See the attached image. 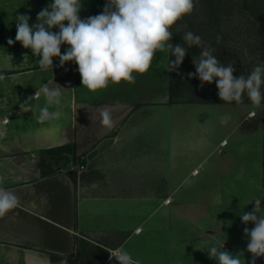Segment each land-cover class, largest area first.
Returning a JSON list of instances; mask_svg holds the SVG:
<instances>
[{
	"label": "crops",
	"instance_id": "crops-1",
	"mask_svg": "<svg viewBox=\"0 0 264 264\" xmlns=\"http://www.w3.org/2000/svg\"><path fill=\"white\" fill-rule=\"evenodd\" d=\"M52 2L0 0V74L5 77L0 80V177H3L0 186L19 198L18 206L0 217V264H71L67 256H73L82 243L95 249L100 264H118L110 259L109 251L120 247L146 264L129 250L136 246L138 238L133 236L142 234L143 227L140 223L133 225L136 219L132 220L129 215L119 216L121 212L112 211L111 205L114 201L151 197L152 193L146 191L144 185L150 175L161 182L169 180L171 174L167 167L171 157L165 151L166 146L153 143V135H158L166 145L167 138L161 135L166 125L162 128L160 122H164L167 106L198 103L170 101V50L157 52L147 73H134L135 83H109L95 92L82 86L74 61L64 64L71 66L69 71L63 70L58 57L53 58L52 68L40 67L39 57L15 42V18L22 14L30 16L31 27L37 23V14ZM81 2V19L101 14L106 4V0ZM9 38L14 41L12 45L7 43ZM68 48L67 44L61 45V54ZM49 81H53L49 87L57 84L63 87L59 105H47L43 95L39 101L29 100ZM250 102H209L220 110L216 108L209 115L205 112L207 121L199 120L200 111L192 110L193 123L197 126L194 124L183 138L185 144L175 152L179 160L172 163L179 173L177 181L191 180L193 184L212 178L218 182L225 177L222 176L221 167L225 165L222 159L240 165L235 151L239 148L248 158L240 167H246L251 173L250 178L258 188L257 197L261 198L264 192V105L258 116V112L250 108ZM45 106L49 111L61 112V116L38 122L39 109ZM104 109L112 114L111 128L100 123V112ZM224 115L231 116L227 125L220 123ZM153 117H159L158 125ZM152 122L156 123L154 127ZM179 133L183 137L184 131ZM66 145H72V151L67 153V148L62 149L58 155L65 157L60 160L51 152H43ZM188 147L191 153L185 156L183 153ZM247 152L253 157L250 161ZM214 155L218 158L212 169ZM42 156L53 162L59 160L58 165H53V173L43 175ZM207 168L211 176L205 177ZM253 196L250 193V197ZM163 198V203L167 204L165 199L171 196L167 194ZM251 202L249 200L248 204ZM203 210L191 207L188 213L194 219ZM149 215L141 217V221L146 223ZM137 227L141 230L137 231ZM221 228L206 224L207 239L199 238H203L208 247L213 243L224 244L225 250L235 252L230 237L216 236ZM247 241L239 240L243 244ZM243 259L246 261L245 255Z\"/></svg>",
	"mask_w": 264,
	"mask_h": 264
},
{
	"label": "clouds",
	"instance_id": "clouds-1",
	"mask_svg": "<svg viewBox=\"0 0 264 264\" xmlns=\"http://www.w3.org/2000/svg\"><path fill=\"white\" fill-rule=\"evenodd\" d=\"M197 3L198 0H106L101 14L81 19V0H53L37 14V23L31 27L30 16L22 14L15 18V42L39 57L37 63L42 68H52L54 57L59 58L61 67L74 61L78 65L82 86L93 92L106 88L109 83H135L134 73H147L157 52L170 50L175 59H169L168 71H176L183 63L187 49L196 46L201 51L198 57L193 58L196 72L190 73V77H198L201 86L215 80L218 95L224 102L242 104L246 95L253 105L259 107L264 101V63L255 66L247 77H235L234 63L222 64L214 55L215 48L206 44L199 35L191 31L184 34L187 48L169 42L173 36V26L190 14ZM53 28L59 31L53 32ZM220 39L218 36L217 43ZM7 43L12 45L14 41L9 38ZM63 44L69 45V48L61 54ZM4 78L0 74V80ZM52 83L42 84L29 100L39 101L43 95L47 105H59L63 87L58 84L49 87ZM60 116L61 112L49 111V107L45 106L39 109L36 119L43 123ZM100 117L104 127L113 126L109 110H102ZM230 120L231 116L224 115L220 123L227 125ZM2 181L3 177H0V183ZM261 200L255 198L253 210L240 214L244 224H254L251 230L244 228V234L249 238L246 250L252 254L250 264H256L257 258L264 257V209L261 208ZM18 204V196L0 186V217ZM109 253L110 259H115L118 264H141L123 247ZM207 253L217 264H245L243 251L233 255L224 249V244H211Z\"/></svg>",
	"mask_w": 264,
	"mask_h": 264
},
{
	"label": "rangeland",
	"instance_id": "rangeland-1",
	"mask_svg": "<svg viewBox=\"0 0 264 264\" xmlns=\"http://www.w3.org/2000/svg\"><path fill=\"white\" fill-rule=\"evenodd\" d=\"M203 1L206 6L210 4L209 7L211 8L212 4L218 5L216 3L211 4V0ZM205 5L198 0L194 10L174 25L173 38L175 45H186L183 36L186 32L191 31L204 39L206 44H210L215 48L214 55L222 64L238 63L237 65H240V75L247 77L252 69L260 64V56L256 47L258 39L256 34L257 21L245 11L246 9H244L240 0H222L217 7V9L220 8L218 12H213L210 9L206 11ZM205 17L209 19L207 22ZM218 36L221 38L219 43H217ZM196 84L199 86V91L204 93L205 91L200 88L201 81H196ZM204 84L205 90H213L216 93L212 95V98L216 97L221 100L215 80L211 84ZM263 88L262 86V91ZM190 91L185 89L180 99L196 102L191 100L195 99L196 95L190 93ZM204 97L207 99L208 96ZM245 97L247 96L245 95ZM196 103L198 104L190 106L171 105L164 110L166 117L162 118L164 122L162 121L160 124L162 128H165L166 125L161 134L162 137L166 136L167 138L166 145L162 139H159L158 135H153V143L163 147L166 146L165 151L171 157V162L167 167L169 175L171 174L169 180L166 183L161 182L150 175L149 182L144 183V185L147 187L146 191L152 193L151 197L114 201L111 209L112 211L121 212L119 216L129 215L131 219L135 218L136 221H133L135 222L133 225L140 223L143 227L142 234L133 236L138 238L136 246L130 247L129 250L137 257L142 258L141 260L146 264H217V261L210 258L207 253L209 247L206 245V241L204 242V240H201L203 238H199L204 237V239H207L204 230L206 224L221 226L222 228L217 231L216 236L219 238L230 237L233 240L231 248L235 250L232 254L239 253L241 249L243 256H246L245 264H250L252 254L246 250L249 238L245 236L244 228L247 227L251 230L254 224L251 222L244 224L240 214L241 212H251L253 210L255 206L253 200L258 198L256 193L258 188L254 186L255 180L250 178L252 175L247 168L240 167L241 162L246 163L247 154H241L239 148L235 150L237 151V161L240 162V165L236 162V166L232 162L229 163L226 159H222L221 161L225 163L221 167L222 176L225 177L218 179V182H214L212 178H206L208 182L195 181L193 184H191V180L183 183L177 181L179 173L176 172V168L172 163L179 160L175 152L185 144L186 139L183 138L187 137L194 127L192 110L200 111L198 113L199 120L205 121L208 119L205 112H208L209 115L216 108V110H220L219 106L209 102ZM250 104V108H254L259 116L264 102L259 107L251 102ZM233 105L235 106V104H231L232 107ZM152 120H155L157 125L159 124V117L157 119L153 117ZM153 122L154 127L156 123ZM195 125L197 126V124ZM180 130L184 131L183 137L179 133ZM190 153L189 148L183 155H190ZM247 153L250 161L253 157L249 152ZM230 155L235 156L234 153ZM217 158L218 156L214 155L211 160L213 164L210 167L212 169L215 167ZM204 175L205 177L211 176V171L207 168ZM212 176H214V173ZM196 184L198 185L195 186ZM195 188H198V190ZM250 193L254 195L253 198L250 197ZM167 194H170L171 199L165 204L163 203V195ZM261 199V208L264 209V192ZM249 200H252L251 204H248ZM120 204L123 206L119 207ZM191 207L200 210L204 208L205 210L193 219L192 215L188 213V209ZM147 215H149L147 222H142L141 217ZM243 238L248 240L247 243L239 242ZM256 264H264V257L257 258Z\"/></svg>",
	"mask_w": 264,
	"mask_h": 264
},
{
	"label": "trees",
	"instance_id": "trees-1",
	"mask_svg": "<svg viewBox=\"0 0 264 264\" xmlns=\"http://www.w3.org/2000/svg\"><path fill=\"white\" fill-rule=\"evenodd\" d=\"M201 2H203V4L205 5L203 0H200ZM222 0H211V4L212 3H216V4H220ZM224 1V0H223ZM242 6L244 7V9H246L245 11L248 12L249 15L254 17V20L257 21L256 22V26H257V41H256V47H257V53L260 56V64L264 63V0H240ZM223 4V2H222ZM221 4V5H222ZM210 5V4H209ZM209 5L207 4V6L205 7V10H211V11H220V8L217 9L218 5H213L212 4V8L209 7ZM209 13V11H208ZM206 13V14H208ZM206 18V17H205ZM209 19L206 18V22ZM174 27L171 29V31L174 30ZM203 41H205L204 39H202ZM171 44H173L175 46L174 43V38L172 36L171 40L169 41ZM206 43V42H205ZM187 48V45H183ZM201 49L199 47L196 46H192L191 48L187 49L185 58L183 63L180 65L179 69L176 71H168V76H169V92H170V101L171 102H176L180 99V96L183 95L184 90L188 89L191 90L190 93H195L196 98L195 99H191L192 101H196V102H214V101H218V99L212 98V95L216 94L213 90H205V84L203 86H201L200 88H202L205 92L203 93L199 91V86L196 84V81H200L198 79V77H196L195 75L193 76H189L190 73L195 74L196 69L195 66L193 64V58H196L199 56ZM169 59L170 60H174L175 57L171 56V51L169 54ZM238 63H235L233 65L235 71L233 73V75L235 77H239L240 75V71H239V66L237 65ZM168 67H169V61H168ZM264 87V86H263ZM262 93H264V88ZM194 95V96H195ZM193 96V95H192ZM204 96H208L207 99ZM243 101H249L248 97L243 98ZM264 102V101H262ZM67 148V153H71L72 151V145H66V146H61V147H54L48 150H44L43 152H51L53 154H55L56 158H59V160L61 158H64L65 155H58V153L60 151H62V149ZM63 152V151H62ZM58 155V156H57ZM69 156L67 155V158ZM58 159H55V162L48 160L45 156L41 157V168L43 171V175H47V174H51L55 171V169L53 168V165H58L59 163ZM47 171H46V170ZM69 173H71V171H69ZM82 244H84L83 246H81ZM79 245V247H77V251L75 252V254L69 255L67 256V260L68 262H70L71 264H80V263H89V264H100L101 261L97 260L96 258V251L95 249L92 250V247L86 245L85 243H82Z\"/></svg>",
	"mask_w": 264,
	"mask_h": 264
},
{
	"label": "built area",
	"instance_id": "built-area-1",
	"mask_svg": "<svg viewBox=\"0 0 264 264\" xmlns=\"http://www.w3.org/2000/svg\"><path fill=\"white\" fill-rule=\"evenodd\" d=\"M70 68H71V66L68 64V65H65V66H64L63 70H64V71H69ZM251 114L254 115L255 112H254V111H251ZM223 143H226V140H223ZM165 201H166V202H169V201H170V198L165 199ZM136 230H137V231H140V230H141V227H137Z\"/></svg>",
	"mask_w": 264,
	"mask_h": 264
}]
</instances>
